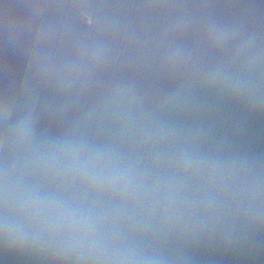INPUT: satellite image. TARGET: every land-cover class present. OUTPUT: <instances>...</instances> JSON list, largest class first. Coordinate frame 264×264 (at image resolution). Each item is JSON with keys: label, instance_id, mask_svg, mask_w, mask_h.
<instances>
[{"label": "water", "instance_id": "95a60500", "mask_svg": "<svg viewBox=\"0 0 264 264\" xmlns=\"http://www.w3.org/2000/svg\"><path fill=\"white\" fill-rule=\"evenodd\" d=\"M21 194L133 264H264V0H0V264H98Z\"/></svg>", "mask_w": 264, "mask_h": 264}, {"label": "clouds", "instance_id": "9594fccd", "mask_svg": "<svg viewBox=\"0 0 264 264\" xmlns=\"http://www.w3.org/2000/svg\"><path fill=\"white\" fill-rule=\"evenodd\" d=\"M25 132L26 129L20 130L21 140H26ZM47 163L48 161H43L41 166H47ZM68 163L70 167L73 166L71 160ZM76 170L83 174L82 180H90L94 186L111 191L117 187L127 188L128 184L132 182L129 172L111 167L103 155L89 157ZM13 203L17 214L24 217L32 227L39 229L42 234L56 237L63 233L67 236L69 250L76 251L82 257L93 259L98 264H133L132 256L118 250L110 252L103 247L98 248L95 242L85 247L87 241L90 239L94 241L87 220H77L53 203L45 202L31 194H21ZM7 209L8 199L5 197L6 215ZM72 240L77 242L73 245Z\"/></svg>", "mask_w": 264, "mask_h": 264}]
</instances>
